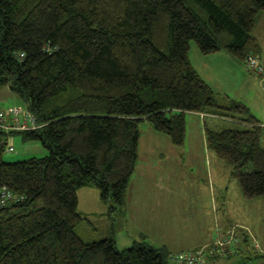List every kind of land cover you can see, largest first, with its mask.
<instances>
[{"label": "trees", "instance_id": "trees-1", "mask_svg": "<svg viewBox=\"0 0 264 264\" xmlns=\"http://www.w3.org/2000/svg\"><path fill=\"white\" fill-rule=\"evenodd\" d=\"M263 14L264 0H0V88L43 126L0 131V192L24 199L0 211V264H177L145 238L119 251L114 233L89 243L76 232L81 189L125 211L145 122L182 148L187 114L237 121L205 126L208 148L245 200L264 201L263 128L245 105H220L189 59L194 41L203 56L227 53L247 68L262 55L254 32ZM13 137L49 155L7 163ZM218 251L211 263L243 252Z\"/></svg>", "mask_w": 264, "mask_h": 264}, {"label": "rangeland", "instance_id": "rangeland-1", "mask_svg": "<svg viewBox=\"0 0 264 264\" xmlns=\"http://www.w3.org/2000/svg\"><path fill=\"white\" fill-rule=\"evenodd\" d=\"M254 36L262 48L261 61L264 66V14L258 20ZM197 54L201 55L196 43L193 41L190 44L189 59L195 65L198 63L195 56ZM237 75L239 76L240 84L236 90H231V97L229 95L227 97L223 92L216 91V101L222 106H227L229 101H235L245 105L251 114L264 116V91L260 79L256 75L246 72L237 73ZM215 86L219 90V85ZM14 107L26 108L25 104L12 94L9 89L0 88V110L6 112ZM199 123H202V127H199ZM186 124L185 151L187 153L191 150H196L195 148L191 149L192 145L196 141L199 142L205 138L206 127L217 132L240 127L239 123H230L211 117L202 119L201 122L199 118L190 115L186 116ZM205 125L206 127H204ZM140 132L143 143L153 140L155 138L154 135L161 140V150L168 159V161L164 162L162 171H177L181 175H187V180H181V187L184 188V191L181 189L179 205H176L175 208L163 209V215L166 220L176 224L175 226L178 229L179 237H182V241L185 242L186 239H190L192 236H198L201 239L204 238V240H212V242L207 244L215 243L217 231L212 226V221L217 216L220 219L222 217L226 221H224L225 227L220 225L221 230L236 229V238H243L245 234V236H248H246V239H249L250 242L247 247L243 245L240 247L241 242L237 243L236 249L239 248L238 250L243 251L240 256H234L231 260L219 259L216 264H238L247 261L249 258H251L249 259V264H264V201L262 199L253 202L245 200L239 183L231 178V168L220 161L214 153L209 152L210 156L199 157L195 161H192L190 156L183 161L177 156H172L164 147L169 146L176 153H183V149H176L171 146L169 139L154 133L149 123H142ZM10 146L14 147V153L8 152ZM48 155V151L40 143H25L20 137H15L13 141L8 143L3 159L7 163H18L34 158H46ZM216 163H219V165ZM167 165L169 166L167 167ZM151 171L160 173V164L158 163ZM208 179L210 183L215 182V190L213 189V184H209ZM200 184L201 186L199 187ZM225 190L226 195H223ZM153 194L164 198L168 195L167 192H160L159 190H154ZM169 195L174 197L175 194ZM77 197L79 201L78 212L83 221L76 232L84 241L89 243L99 242L114 233L117 238L119 251L131 248L135 241H141V237L134 235V226L130 228L126 226L124 211L118 210L112 200L107 204L103 203L98 189H81L77 192ZM223 198L227 202L224 207H222ZM219 200H222V202L220 203ZM160 211L161 209L158 214ZM241 226H244V229ZM174 229L177 231L175 227ZM212 230L213 233L211 234ZM218 245L217 243L214 246L218 247ZM213 247L210 248L212 249ZM247 250L251 253H248ZM245 254H248V257H244Z\"/></svg>", "mask_w": 264, "mask_h": 264}, {"label": "crops", "instance_id": "crops-1", "mask_svg": "<svg viewBox=\"0 0 264 264\" xmlns=\"http://www.w3.org/2000/svg\"><path fill=\"white\" fill-rule=\"evenodd\" d=\"M195 56L198 63L195 65L190 61L195 71L205 81V83H207L214 90V92L216 91L223 92L226 94L227 97L228 95L229 97H231L230 96L231 90H236L238 88V85L240 84L238 80L239 76L237 75V73L242 74L243 72L244 73L246 72L253 74L245 66H241L240 64H238L227 53H218L209 56H203L202 54L201 55L197 54ZM215 85H219L220 87L218 88L219 90H217ZM261 85L264 91V85L262 81H261ZM187 115L199 118L201 122L202 119L204 120L205 118L209 117L198 114H187ZM252 115L260 123V126L264 127V116L263 115L259 116L257 114L254 115V113ZM211 118H215V117H211ZM217 119L222 120L226 118H217ZM201 124L202 123H199V127H202ZM153 132L156 133L154 130ZM154 137L155 138L153 140L147 141L145 143L142 142V137L140 140L139 160L137 163V168L135 174L130 180L129 187L127 190V202L124 211L126 226L128 228L134 226L135 228L134 235L139 236V238L141 237V241L143 238H145L146 243H148L152 247L158 249L166 248L171 254L174 255L187 253V252H200V251L207 252L211 249L210 247H213L219 242L230 241L227 235L228 229L221 230L220 228V225H223L225 227L224 221H226V219L222 217L220 219V217L217 216L212 221V226H214L217 231L216 233L217 240L213 244L212 243L207 244L209 242H212V240L210 241L204 240V238L201 239L198 236H192L190 237V239H186V241L183 242L182 237H179L178 229L175 226L176 224L166 220V217H164L163 215V209L175 208L176 205H179L181 201L180 199L181 198L180 193L182 192L181 189H183L184 191V188L181 187V180L182 179L187 180V175H181L177 171H169V170L162 171V168H164V162L168 161V159L167 156H165L166 154H164V152H162L161 150V140L156 138V135H154ZM13 138H9L8 142L13 141ZM169 144L173 146L171 141ZM262 144L264 147V138L262 139ZM194 148L196 150L193 151L191 150L189 153H187L185 151L186 147L184 144L182 148H176V149H183V153H176V151H173L171 147L169 146L164 147V149H167V151L172 156L174 157L177 156V158H181L183 161H185L190 156L192 157L191 159L192 161L197 160L199 157H204L208 155L210 156L209 152L211 151L208 148L206 142V136L201 141L199 142L196 141L192 145L191 149ZM158 163L160 164V173L152 172L151 170ZM216 164L219 165V163ZM168 166L169 165H167V167ZM208 181L210 185L213 184V189L215 190L216 187V185L214 184L215 182L210 183L209 179ZM184 186L186 187L185 182H184ZM200 186L201 184L199 185V187ZM154 190H159L160 192L165 191L168 193V195L165 198L160 196L157 197L154 194L152 195V192ZM169 194H175V195L173 197L170 196ZM223 195H226V190H225V194ZM219 202L221 203L222 200H219ZM223 202L224 203L222 207L225 206V203L227 205V202L224 200V198H223ZM160 209L161 211L158 214V211ZM174 227L177 229V231L174 229ZM241 227L244 229V226ZM212 233L213 230L211 234ZM246 236L244 234L243 238L239 239L238 242H234V243L231 242V244L227 246L235 245L237 247V243L239 244L241 242V245H239L240 247H242V245L247 247L250 240L248 239L249 240L248 241L246 239L248 236L247 237ZM114 239L117 243V238L115 237V234H114ZM222 239L224 240L220 241ZM245 241H248V243H245ZM248 253H250V251H248ZM209 260L211 259H208L206 264H211V261Z\"/></svg>", "mask_w": 264, "mask_h": 264}, {"label": "built area", "instance_id": "built-area-1", "mask_svg": "<svg viewBox=\"0 0 264 264\" xmlns=\"http://www.w3.org/2000/svg\"><path fill=\"white\" fill-rule=\"evenodd\" d=\"M22 58L24 55L21 56ZM247 69L251 71L254 75L259 77L264 85V66L262 64L261 58L259 57H250L247 60ZM227 122L237 123L230 119H222ZM43 126L38 124L37 118L31 114L27 108L14 107L9 111L0 110V131L6 134L12 133H29L36 132L42 129ZM9 143V142H8ZM7 143V146H8ZM9 153H14V147L10 146L8 149ZM23 198H18L13 193H11L7 188H3L0 192V211L5 209L11 204L23 202ZM228 238L230 241L219 242L218 247L214 246L211 251L207 252H187L181 253L173 256V261L177 264H206L208 259L216 257L221 252L228 249L232 240L236 238V229L229 230Z\"/></svg>", "mask_w": 264, "mask_h": 264}]
</instances>
